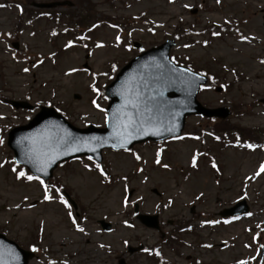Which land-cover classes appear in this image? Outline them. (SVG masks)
<instances>
[{
    "label": "rangeland",
    "instance_id": "obj_1",
    "mask_svg": "<svg viewBox=\"0 0 264 264\" xmlns=\"http://www.w3.org/2000/svg\"><path fill=\"white\" fill-rule=\"evenodd\" d=\"M15 1L0 0L5 4L0 8V228L24 248L39 246L38 257L29 264H117L121 257L127 264H191L193 259L199 264H264L249 229L264 220V146L226 147L213 139L225 138L222 129L238 128L264 140V0H72L75 6L53 8V15L92 7L96 13L121 17L122 28L101 27L87 34L91 40L85 37L84 44L71 47L64 46L66 39L73 38L62 33L65 26L47 22L46 14L34 26L22 23L38 10L31 6L33 0H19L25 6V13L19 14ZM221 25L227 33L214 35L222 31ZM186 28L199 33L183 37ZM13 33L16 37H9ZM172 36L178 38L173 48L177 61L186 60L225 82L203 87L200 101L210 107L227 106L231 114L216 120L190 116L177 140L138 146L134 155L106 151L105 163L115 181L111 185L81 161L58 168L55 175L87 217L81 232L69 222L67 206L54 192L46 200L43 183L26 179V174L17 178L23 171L8 147V131L27 122L33 113L16 111L4 98L51 102L77 126L103 125L104 103L93 101L113 69L138 53L133 41L147 48ZM16 40L18 50L11 44ZM85 45H94L88 58L91 71L82 67L88 53ZM24 51L30 53L28 58ZM101 72L102 76H95ZM216 85L223 86L221 92ZM208 149L221 173L211 170L216 160L204 155ZM243 197L251 201V217L228 222L217 216L220 209L230 208ZM135 201L141 211L159 213L161 221L167 222L166 234L177 229L168 221L189 225L186 231H176L184 232L182 243L175 249L164 245L156 259L144 252L129 254L128 243L158 246L161 240L158 231L146 228L133 215ZM99 219L111 222L114 230L98 232L102 230ZM260 240L264 242V232Z\"/></svg>",
    "mask_w": 264,
    "mask_h": 264
},
{
    "label": "water",
    "instance_id": "obj_2",
    "mask_svg": "<svg viewBox=\"0 0 264 264\" xmlns=\"http://www.w3.org/2000/svg\"><path fill=\"white\" fill-rule=\"evenodd\" d=\"M168 53L169 46L145 51L125 66L108 87L113 112L108 128L110 132L103 133L104 130L92 127L89 130L77 129L59 119L48 122L49 115L40 113L10 137L18 161L48 176L59 161L81 151L93 154L100 153L101 148L107 145L129 146L144 138L146 133L162 137L175 135L183 129L186 115H214L223 110L206 109L197 101L199 85L205 83L206 78L174 64ZM129 101H135L136 107ZM129 118L136 123L125 130L121 121L126 123ZM122 135L137 138L124 141ZM37 147L40 149L38 157L32 151ZM29 156L33 157L32 160ZM140 217L146 224L158 226L156 217L153 218L156 223L147 221L150 216ZM32 256L33 253L21 249L16 242L0 233V264H27Z\"/></svg>",
    "mask_w": 264,
    "mask_h": 264
},
{
    "label": "snow or ice",
    "instance_id": "obj_3",
    "mask_svg": "<svg viewBox=\"0 0 264 264\" xmlns=\"http://www.w3.org/2000/svg\"><path fill=\"white\" fill-rule=\"evenodd\" d=\"M217 2L219 3V0H217ZM214 35H218V33H214ZM24 71H28V69H24ZM93 91H96V89L93 88ZM93 103L95 104V101H93ZM129 103H131L134 108L136 107L135 101H129ZM135 123H136V121H133L131 118H129L126 123L124 121H121L122 127L125 130H127L128 128L133 127ZM32 151L34 152V154L37 157L40 155V149H39V147L33 149ZM32 158H33L32 156H29V160H32ZM137 159H139V157H137ZM195 163H196L195 157H193V165L194 166H195ZM212 167L213 168H216V164H213ZM97 168H99V165H97ZM39 170H41V169H38V171ZM13 171H16V169H13ZM261 171H264V164L261 165ZM101 174L103 175V172ZM256 175H260V172H257ZM20 177H25V173L24 172H19L17 178L19 179ZM25 178L28 179V180L34 179L33 176H26ZM36 179H39V177H36ZM41 183H43V182L41 181ZM44 198L46 200L50 199V197L47 195V192H45ZM69 215H71V213H69ZM73 223L75 224V220H73ZM78 230L81 231V232L84 231L83 228H78ZM242 264H243V262H242Z\"/></svg>",
    "mask_w": 264,
    "mask_h": 264
}]
</instances>
